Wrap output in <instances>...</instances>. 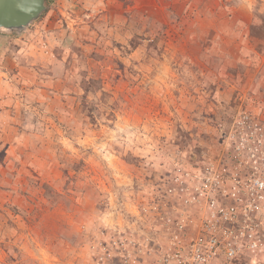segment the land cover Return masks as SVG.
<instances>
[{
    "label": "rangeland",
    "instance_id": "374dc122",
    "mask_svg": "<svg viewBox=\"0 0 264 264\" xmlns=\"http://www.w3.org/2000/svg\"><path fill=\"white\" fill-rule=\"evenodd\" d=\"M47 4L26 30L68 27L57 62L0 61V264H164L207 217V170L264 175V0Z\"/></svg>",
    "mask_w": 264,
    "mask_h": 264
},
{
    "label": "built area",
    "instance_id": "2783aa9c",
    "mask_svg": "<svg viewBox=\"0 0 264 264\" xmlns=\"http://www.w3.org/2000/svg\"><path fill=\"white\" fill-rule=\"evenodd\" d=\"M206 174L201 184L207 217L199 223L198 234L185 246L171 248L163 259L164 264H228L244 252L255 254L263 250V239L250 217L264 202V175L255 177L252 173L243 184L224 188L226 168L220 173L207 170ZM217 193L228 197L230 202L224 205L217 201L214 196ZM180 242L181 238L175 236L173 244Z\"/></svg>",
    "mask_w": 264,
    "mask_h": 264
},
{
    "label": "crops",
    "instance_id": "0c3cea01",
    "mask_svg": "<svg viewBox=\"0 0 264 264\" xmlns=\"http://www.w3.org/2000/svg\"><path fill=\"white\" fill-rule=\"evenodd\" d=\"M69 10L65 11L66 17L73 21V18L79 19L82 15H89L88 11L92 7L100 6L102 0H59ZM76 9V10H75ZM75 10V12H74ZM77 16V17H76ZM70 25V23H67ZM68 31L60 21L53 26L48 18L40 19L35 22L33 29L25 30L23 34L11 36L12 34H3L0 32V61L1 58L17 59L21 54L25 59L30 60L35 57L36 60L41 59L46 63H56L54 57H50L52 46L61 43ZM24 34H27V36ZM27 56H26V55ZM47 57V58H46Z\"/></svg>",
    "mask_w": 264,
    "mask_h": 264
},
{
    "label": "water",
    "instance_id": "95a60500",
    "mask_svg": "<svg viewBox=\"0 0 264 264\" xmlns=\"http://www.w3.org/2000/svg\"><path fill=\"white\" fill-rule=\"evenodd\" d=\"M48 0H0V32L21 33L45 12Z\"/></svg>",
    "mask_w": 264,
    "mask_h": 264
}]
</instances>
